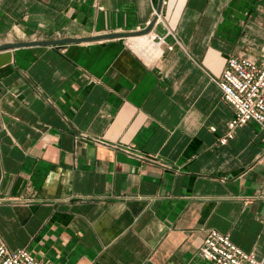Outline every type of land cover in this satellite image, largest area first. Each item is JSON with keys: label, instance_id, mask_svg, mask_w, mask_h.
<instances>
[{"label": "crops", "instance_id": "1", "mask_svg": "<svg viewBox=\"0 0 264 264\" xmlns=\"http://www.w3.org/2000/svg\"><path fill=\"white\" fill-rule=\"evenodd\" d=\"M159 0H0V44L145 28ZM153 62L128 38L13 49L0 66V244L47 264L264 262V130L235 128L230 56L264 61V0H164ZM178 39V40H176Z\"/></svg>", "mask_w": 264, "mask_h": 264}, {"label": "built area", "instance_id": "2", "mask_svg": "<svg viewBox=\"0 0 264 264\" xmlns=\"http://www.w3.org/2000/svg\"><path fill=\"white\" fill-rule=\"evenodd\" d=\"M156 15L159 18L155 9ZM170 34L174 35L169 28L165 34L151 33V31L144 34L151 36L153 44L161 49L158 55L146 50V58L131 45L129 46L142 60L153 62L160 58L166 49L174 48V44H169L167 41ZM217 82L222 89L224 99L230 102L235 110L234 117L228 123L227 135L221 139V142L233 136L235 128L249 121L259 123L264 130V61L257 62L247 57L230 56ZM199 254L216 264H264L254 252L243 249L231 239L229 234L217 229L208 232L199 248ZM0 264L47 263L39 259L28 247L10 249L5 244H0Z\"/></svg>", "mask_w": 264, "mask_h": 264}, {"label": "water", "instance_id": "3", "mask_svg": "<svg viewBox=\"0 0 264 264\" xmlns=\"http://www.w3.org/2000/svg\"><path fill=\"white\" fill-rule=\"evenodd\" d=\"M164 0H159L157 12L160 14L162 10ZM158 16L156 15L153 20L142 29H134L132 31L125 32H108L103 34L91 35V36H79V37H61L52 39H34V40H22V41H10L0 44V66L10 63L13 58V49L27 46H47V45H58V44H68V43H78L84 41H91L97 39H107V38H127L130 36L144 35L149 33L156 21Z\"/></svg>", "mask_w": 264, "mask_h": 264}, {"label": "bare ground", "instance_id": "4", "mask_svg": "<svg viewBox=\"0 0 264 264\" xmlns=\"http://www.w3.org/2000/svg\"><path fill=\"white\" fill-rule=\"evenodd\" d=\"M129 43L137 52L145 56L146 50H150L155 55H158L161 52V49L157 48L156 45L153 44L151 40V36L143 35V36H134L130 37ZM146 57V56H145ZM147 58V57H146Z\"/></svg>", "mask_w": 264, "mask_h": 264}]
</instances>
